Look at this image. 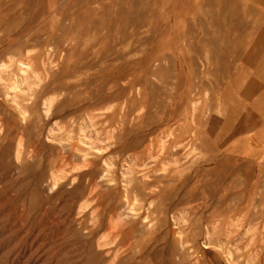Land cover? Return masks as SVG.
Wrapping results in <instances>:
<instances>
[{
	"label": "rangeland",
	"instance_id": "374dc122",
	"mask_svg": "<svg viewBox=\"0 0 264 264\" xmlns=\"http://www.w3.org/2000/svg\"><path fill=\"white\" fill-rule=\"evenodd\" d=\"M228 1L0 0V264H264V11Z\"/></svg>",
	"mask_w": 264,
	"mask_h": 264
},
{
	"label": "crops",
	"instance_id": "0c3cea01",
	"mask_svg": "<svg viewBox=\"0 0 264 264\" xmlns=\"http://www.w3.org/2000/svg\"><path fill=\"white\" fill-rule=\"evenodd\" d=\"M228 2L230 3H244V4H247V3H251V4H258L260 5V7L264 8V0H229ZM260 9L261 12L264 11V9Z\"/></svg>",
	"mask_w": 264,
	"mask_h": 264
},
{
	"label": "bare ground",
	"instance_id": "6f19581e",
	"mask_svg": "<svg viewBox=\"0 0 264 264\" xmlns=\"http://www.w3.org/2000/svg\"><path fill=\"white\" fill-rule=\"evenodd\" d=\"M24 65V64H23ZM241 210H242V208H241Z\"/></svg>",
	"mask_w": 264,
	"mask_h": 264
}]
</instances>
